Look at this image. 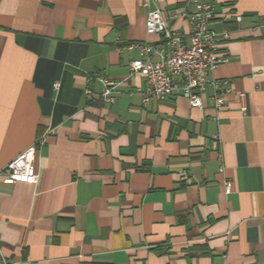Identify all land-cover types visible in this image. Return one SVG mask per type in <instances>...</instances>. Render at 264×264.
Returning a JSON list of instances; mask_svg holds the SVG:
<instances>
[{
    "label": "crops",
    "instance_id": "obj_1",
    "mask_svg": "<svg viewBox=\"0 0 264 264\" xmlns=\"http://www.w3.org/2000/svg\"><path fill=\"white\" fill-rule=\"evenodd\" d=\"M211 1L221 108L130 72L184 0H0V170L36 145L33 181L0 173V264H264V0Z\"/></svg>",
    "mask_w": 264,
    "mask_h": 264
},
{
    "label": "built area",
    "instance_id": "obj_2",
    "mask_svg": "<svg viewBox=\"0 0 264 264\" xmlns=\"http://www.w3.org/2000/svg\"><path fill=\"white\" fill-rule=\"evenodd\" d=\"M149 0H143L146 5ZM214 2L211 0H184V4L172 18H181L188 23L186 34L172 27L161 9L149 10L146 16V32L158 34L160 43H132L128 48L137 49L138 55L129 63L131 73H140L146 78L143 91L144 102L152 99L161 100L168 96L180 95L187 99L190 106L203 105L202 91L210 84L214 90L212 95L216 108L224 105L223 93L219 82L211 80L209 75L217 68L221 58L216 51L218 37L226 38L228 33L216 32L210 28L214 18ZM238 20L239 16L236 17ZM264 22V14H263ZM89 81L96 79L101 87L97 96L107 102H113L117 82L100 72L91 73ZM227 81L224 80V83ZM87 98H93L90 87L84 89ZM240 97L244 94L240 93ZM36 145H31L12 158L0 173L6 174L11 181L31 182L35 177L34 157ZM231 182L225 180L223 191L229 193ZM4 264V260H1Z\"/></svg>",
    "mask_w": 264,
    "mask_h": 264
}]
</instances>
